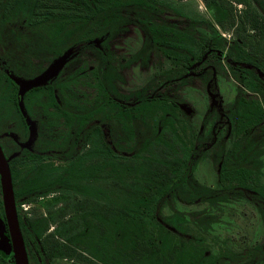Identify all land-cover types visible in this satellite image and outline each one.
I'll use <instances>...</instances> for the list:
<instances>
[{
  "label": "flooded vegetation",
  "instance_id": "af4514ba",
  "mask_svg": "<svg viewBox=\"0 0 264 264\" xmlns=\"http://www.w3.org/2000/svg\"><path fill=\"white\" fill-rule=\"evenodd\" d=\"M147 1L143 6L105 9L99 23L85 24V0H0V149L8 167L9 160L19 156L25 176L31 165L85 158V146L96 128L111 150L100 154V159L112 158L117 165L140 149L146 151L142 156H152L148 151L155 140L167 150L176 136L183 176L170 186L164 200L175 195L183 203L210 201L226 190L260 205L254 190L238 185L222 188L217 179L223 167H235L245 158L241 98L256 94L261 99L241 82L247 73L244 68L253 69L260 80L264 72L237 57L234 39L240 38L235 32L231 38L219 33L218 28L229 26L218 23L205 2L204 16L195 3L185 8L181 0ZM229 2L233 13V0ZM79 3L82 7H75ZM133 10L141 13L131 16ZM252 31L248 28L245 36ZM50 64L54 68L45 82L22 92L21 109L19 81L41 74ZM223 66L234 82L228 100L222 97L216 75ZM92 79V84L99 82L98 104L89 101ZM75 80L80 81L78 89ZM187 87L203 90L207 97L197 120L193 119L197 110L184 96ZM26 117L34 130L30 139ZM263 136L264 129H258L250 140L260 141ZM262 143L258 146L264 150ZM258 153L254 156L259 161ZM205 160L213 169L214 183L197 185L192 173ZM12 192L28 264H72L71 258L48 256L42 249L43 242H50L56 250V221L37 233L27 219L30 202L25 196L16 198L13 185ZM57 192L55 188L37 198L56 200ZM10 248L0 184V264H15Z\"/></svg>",
  "mask_w": 264,
  "mask_h": 264
},
{
  "label": "trees",
  "instance_id": "16d2710c",
  "mask_svg": "<svg viewBox=\"0 0 264 264\" xmlns=\"http://www.w3.org/2000/svg\"><path fill=\"white\" fill-rule=\"evenodd\" d=\"M223 1L225 0H204L207 8L213 9L218 23L228 27L234 21L233 13L229 10L230 3L226 5ZM235 1L245 5L236 26L240 41L234 39L235 54L243 63L251 64L253 68L264 72V0ZM148 2L85 0V24L99 23L105 9L117 5L143 6ZM248 28H253V31L250 36H245L244 32ZM244 71L247 73L241 82L246 88L259 93L261 99L256 94L241 98V126L245 138V142H241V155L245 154V158L235 167H223L217 183L227 189L238 185L254 190L264 217V183L258 182L256 175L259 161L254 156L262 150L258 145L264 142V136L260 141L250 140L253 132L264 129V80H260L253 69L244 68ZM81 83L85 84V81ZM91 86L94 92L89 101L98 104V80ZM74 114V118L82 120L79 113ZM176 138L172 137L167 150L155 140L148 151L152 156H142L146 151L140 149L131 157H122L121 164L117 165L112 158L100 159V154L111 150L100 139L96 128L93 129L90 144L85 146V158L80 156L63 163L58 162L57 165L52 162L47 165H31L25 176L20 172L24 161L19 156L12 157L9 160V171L16 198L25 196L24 200L30 202L58 188L68 199L77 197L78 207L85 198L89 202L85 213H80L81 207L73 209L75 218L69 217L71 210L65 212L69 208L64 206L66 200L63 204L58 202L55 207L50 198L45 200L43 210L28 215L27 219L37 233L56 221L53 230L57 234L53 236L57 243L56 250L50 242H43V251L48 256H67L71 258L72 264L78 261L89 264H228L233 261L240 264H264V243L239 252L221 250L217 254L206 253L207 248L199 237L185 233L181 212L173 211L170 215L163 216L162 220L156 218L161 202L166 194L171 193L170 186L183 176L180 174L182 165ZM164 151L169 153L168 156L160 155ZM110 182L112 185L105 188L104 184ZM84 184L95 188L83 189L81 187ZM221 194L217 198L224 199L226 190ZM77 221L79 225L75 227L73 223ZM39 223L40 226L35 228Z\"/></svg>",
  "mask_w": 264,
  "mask_h": 264
},
{
  "label": "rangeland",
  "instance_id": "374dc122",
  "mask_svg": "<svg viewBox=\"0 0 264 264\" xmlns=\"http://www.w3.org/2000/svg\"><path fill=\"white\" fill-rule=\"evenodd\" d=\"M161 1L163 0H153L154 3H158ZM171 1L172 3H178L177 1L179 0ZM181 2L185 3L182 5L185 8L189 7V4L195 3L197 7L200 6V9L203 11V15L205 16L203 5L204 0H181ZM223 2L226 5L230 3L229 0H225ZM237 3L241 4L238 5ZM244 6L245 5L243 2H237L233 0V7H235V9L233 11L234 21L232 25H234V27L239 23L241 17L240 14ZM75 7H82V4H75ZM139 13L141 12H136V10H133L131 16H137V14ZM170 18L176 19L173 16H170ZM234 27L231 28L229 26L226 30L218 28V31L221 34L223 33L225 37L231 38L235 37L234 32L237 34V32L234 31ZM130 33L131 32H129V34ZM222 71L223 72L220 73V76L218 75L219 73L216 74L218 77L217 80L220 85V92L223 95L222 97L228 100L233 92L234 82L227 74L226 66L222 67ZM138 73L139 71L137 72V77ZM93 81L95 80L92 79L89 81V83L92 84ZM78 85L79 82L76 83L75 89H78L80 87ZM83 87L85 88V85H83ZM193 90L194 87H187L184 90V96L197 110V113L194 114L193 117V119L195 118L197 120L199 113L203 112V110L205 109L207 97L205 96L203 90L201 91V93H199V90H197L196 92H194ZM261 146L264 147V143H262ZM258 154L259 156L257 158L259 159V165L257 166L258 174L256 176L258 177V182L264 183V150H262V152ZM205 161V163H199L192 173V180L197 185H211L212 183H214L215 176L213 173V169L210 166L209 161ZM110 185H112L111 182L104 184V187L108 188ZM85 188L95 187L87 184L85 185ZM223 195L224 199L217 198L210 201L201 199V201L193 203L180 202L179 200H177V197L175 195H170L166 200L161 202L157 217L162 218L163 216L168 215L171 211L181 212L184 217L182 226L184 227L185 233L199 237L202 240V243L207 248L208 252L206 253L217 254L221 250L239 252L244 250L245 248L255 247L259 243H264V217L261 214L258 204L254 205V203L250 199L243 197L240 193H227ZM56 196L58 197L56 198V200H50V202H52V205H58L60 202L61 204H63V201L66 200L64 206L67 208L69 206V208L65 210V212L71 210L69 212V217L75 218V216L73 217V215L76 214H74L75 212L72 213V211H74L73 209H76L78 207L77 205H79V199L77 197H69L70 199H68L64 192H57ZM45 197L46 196L42 198ZM75 199H77V201ZM44 202L45 200H39L38 198L30 201V214H33V212L35 211L38 212L40 210H43L45 207V205L43 206ZM88 203L89 202H86V198L85 201L83 200L81 202V208L78 207L80 208V210H82L80 213H85L87 211ZM64 219L65 218H63V220ZM78 219L80 218L78 217ZM60 221L61 220H59V222ZM73 225H75V227H78L79 222H74ZM76 264L89 263L78 261ZM228 264L240 263L237 261H233ZM256 264L261 263L258 262Z\"/></svg>",
  "mask_w": 264,
  "mask_h": 264
},
{
  "label": "water",
  "instance_id": "95a60500",
  "mask_svg": "<svg viewBox=\"0 0 264 264\" xmlns=\"http://www.w3.org/2000/svg\"><path fill=\"white\" fill-rule=\"evenodd\" d=\"M54 64H50L45 71L41 74L36 75L32 78L20 80L19 90L17 94L19 107L22 109V92L30 86L38 85L45 82L46 78L49 76L48 73L52 72ZM27 122L29 121L26 117ZM29 125V139L33 135L32 123L28 122ZM0 184L2 191V198L4 204V211L7 218V223L9 226L10 239H11V248L15 264H28L25 249L21 239V235L17 226L13 192L11 187V177L10 171L5 157L3 156L0 149Z\"/></svg>",
  "mask_w": 264,
  "mask_h": 264
},
{
  "label": "built area",
  "instance_id": "2783aa9c",
  "mask_svg": "<svg viewBox=\"0 0 264 264\" xmlns=\"http://www.w3.org/2000/svg\"><path fill=\"white\" fill-rule=\"evenodd\" d=\"M21 205L26 208L28 206V203H22Z\"/></svg>",
  "mask_w": 264,
  "mask_h": 264
}]
</instances>
